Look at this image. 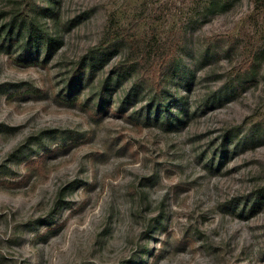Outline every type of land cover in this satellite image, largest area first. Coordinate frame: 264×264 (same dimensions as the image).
Masks as SVG:
<instances>
[{
    "label": "rangeland",
    "instance_id": "1",
    "mask_svg": "<svg viewBox=\"0 0 264 264\" xmlns=\"http://www.w3.org/2000/svg\"><path fill=\"white\" fill-rule=\"evenodd\" d=\"M30 8L58 40L46 58L1 42ZM115 29L180 42L167 105L114 67L126 42L95 50ZM262 188L255 0H0V264H264Z\"/></svg>",
    "mask_w": 264,
    "mask_h": 264
},
{
    "label": "trees",
    "instance_id": "2",
    "mask_svg": "<svg viewBox=\"0 0 264 264\" xmlns=\"http://www.w3.org/2000/svg\"><path fill=\"white\" fill-rule=\"evenodd\" d=\"M257 7L264 9V0H255ZM1 42L6 44H19L22 46V54L25 57L34 56L37 60L43 53L45 58L55 48L58 40L48 33L40 24L37 10H20L14 13L8 20L2 24ZM116 40H123L127 43L128 53L114 67L118 71L126 69L135 70L139 78L145 81L155 91L152 101H157V105L165 106V100L162 92L166 85L165 74L173 67V63L178 55L180 42L174 39L172 42L161 41L153 37H133L131 34L115 29L107 31L103 41L94 48L97 52L107 50ZM94 63L91 61H79L73 68L69 76V85L81 84L85 79H89L92 74ZM107 79L92 93L91 101L101 103L105 91L109 88ZM151 101V102H152ZM163 102V103H162ZM100 106V104H98ZM264 195V188L260 191ZM259 197V196H258ZM255 202L251 204L253 206Z\"/></svg>",
    "mask_w": 264,
    "mask_h": 264
}]
</instances>
